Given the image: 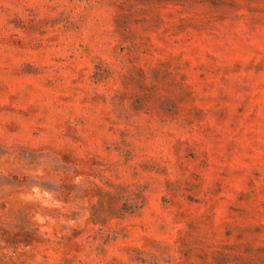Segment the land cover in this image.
<instances>
[{"label": "rangeland", "instance_id": "1", "mask_svg": "<svg viewBox=\"0 0 264 264\" xmlns=\"http://www.w3.org/2000/svg\"><path fill=\"white\" fill-rule=\"evenodd\" d=\"M0 264H264V0H0Z\"/></svg>", "mask_w": 264, "mask_h": 264}]
</instances>
